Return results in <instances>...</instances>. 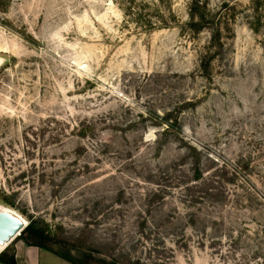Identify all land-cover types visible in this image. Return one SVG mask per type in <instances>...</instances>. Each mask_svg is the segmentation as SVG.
<instances>
[{
	"label": "rangeland",
	"instance_id": "374dc122",
	"mask_svg": "<svg viewBox=\"0 0 264 264\" xmlns=\"http://www.w3.org/2000/svg\"><path fill=\"white\" fill-rule=\"evenodd\" d=\"M0 208L69 264H264V0H0Z\"/></svg>",
	"mask_w": 264,
	"mask_h": 264
},
{
	"label": "crops",
	"instance_id": "0c3cea01",
	"mask_svg": "<svg viewBox=\"0 0 264 264\" xmlns=\"http://www.w3.org/2000/svg\"><path fill=\"white\" fill-rule=\"evenodd\" d=\"M13 253L16 264H69L42 248L24 243L16 244Z\"/></svg>",
	"mask_w": 264,
	"mask_h": 264
},
{
	"label": "water",
	"instance_id": "95a60500",
	"mask_svg": "<svg viewBox=\"0 0 264 264\" xmlns=\"http://www.w3.org/2000/svg\"><path fill=\"white\" fill-rule=\"evenodd\" d=\"M26 226L27 222L23 223L14 212L0 208V245L8 244L18 237Z\"/></svg>",
	"mask_w": 264,
	"mask_h": 264
},
{
	"label": "trees",
	"instance_id": "16d2710c",
	"mask_svg": "<svg viewBox=\"0 0 264 264\" xmlns=\"http://www.w3.org/2000/svg\"><path fill=\"white\" fill-rule=\"evenodd\" d=\"M24 234H27L28 236H30L31 238H36L37 241L36 242H29V241H25L27 245H31V246H36V247H39V248H45V245L43 244V241L45 240V236L43 235V233H40V232H37V231H34L32 230V226L31 224H28L23 230L22 232L20 233V237L23 236ZM17 238V237H16ZM63 258H65L66 260L70 261L71 263L73 264H78L72 257H70L69 255L68 256H62V255H59ZM0 262L3 263V264H16V261H15V257H14V254H10V255H7L5 253V251H2L0 253Z\"/></svg>",
	"mask_w": 264,
	"mask_h": 264
},
{
	"label": "bare ground",
	"instance_id": "6f19581e",
	"mask_svg": "<svg viewBox=\"0 0 264 264\" xmlns=\"http://www.w3.org/2000/svg\"><path fill=\"white\" fill-rule=\"evenodd\" d=\"M6 210L11 211L12 213L14 212L13 210H10V209H6ZM14 213L16 214L17 217L20 218V220H21L23 223L26 224V221H25L20 215H18L16 212H14ZM14 239H15V238H14ZM14 239H13V240H14ZM13 240H12V241H13ZM12 241H10V242H12ZM10 242H8V244H5V245H0V253H1L2 251L5 250V247L8 246Z\"/></svg>",
	"mask_w": 264,
	"mask_h": 264
}]
</instances>
